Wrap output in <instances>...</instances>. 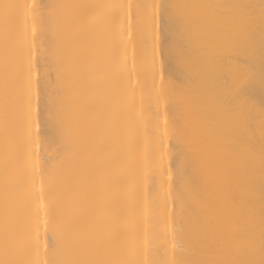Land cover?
Returning a JSON list of instances; mask_svg holds the SVG:
<instances>
[{
	"label": "bare ground",
	"instance_id": "1",
	"mask_svg": "<svg viewBox=\"0 0 264 264\" xmlns=\"http://www.w3.org/2000/svg\"><path fill=\"white\" fill-rule=\"evenodd\" d=\"M4 3L28 7L0 8V259L6 238L29 264L259 259L262 0ZM237 5L248 39L224 46ZM225 63L250 74L238 130Z\"/></svg>",
	"mask_w": 264,
	"mask_h": 264
},
{
	"label": "snow or ice",
	"instance_id": "2",
	"mask_svg": "<svg viewBox=\"0 0 264 264\" xmlns=\"http://www.w3.org/2000/svg\"><path fill=\"white\" fill-rule=\"evenodd\" d=\"M25 7L28 5H13V4H0V8L7 11L11 8ZM177 9L183 8V5H175ZM239 9L237 15L233 20L224 27L217 36V40L224 46L241 44L248 39V24L250 23L252 17L250 11H245V6L237 5L234 6ZM250 8V6H248ZM261 21L264 23V0L261 4ZM179 15V13H177ZM223 71L226 75L231 77V86L227 92V97L225 99V111L230 117L231 125L237 130L244 127L247 124L248 115L239 106V100L243 94V82L245 79L250 78V74L245 65H232L230 63H225L223 66ZM262 83H264V76H262ZM60 131H64L63 122H59ZM9 242L7 238L4 242L5 255L4 258L0 259V264H29V262L12 258L8 254ZM246 254V258L243 260H211V259H190L182 261L181 264H264V245H262L260 250V258H255L254 251L249 248L243 249ZM65 264H136L135 261H120L112 258L111 254L107 251H102L94 256L85 255L82 258L71 260L65 262Z\"/></svg>",
	"mask_w": 264,
	"mask_h": 264
}]
</instances>
